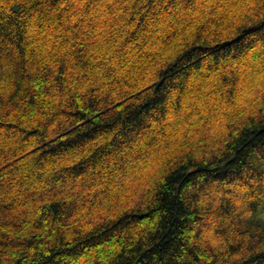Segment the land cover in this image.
Here are the masks:
<instances>
[{"label":"trees","instance_id":"obj_1","mask_svg":"<svg viewBox=\"0 0 264 264\" xmlns=\"http://www.w3.org/2000/svg\"><path fill=\"white\" fill-rule=\"evenodd\" d=\"M0 264H264V0H0Z\"/></svg>","mask_w":264,"mask_h":264}]
</instances>
